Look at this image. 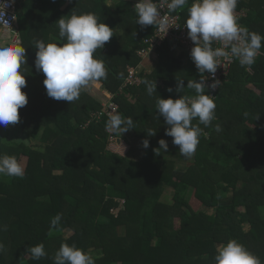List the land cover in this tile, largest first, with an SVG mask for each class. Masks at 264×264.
I'll return each instance as SVG.
<instances>
[{
    "label": "trees",
    "instance_id": "1",
    "mask_svg": "<svg viewBox=\"0 0 264 264\" xmlns=\"http://www.w3.org/2000/svg\"><path fill=\"white\" fill-rule=\"evenodd\" d=\"M14 2V32L26 48L21 71L27 83L21 90L28 103L18 110L19 123L8 126L16 127L25 140H10L2 133L8 126L0 125V154L18 161L25 157L26 166L23 178L0 176V225H7V231H0L6 249L0 264H54L62 243L90 252L95 264H215L217 246L232 239L264 264V55L250 66L252 73L238 60L230 66L216 91V118L208 127L193 121L202 133L195 155L187 159L165 135L168 125L156 110V100L195 95L186 88L187 81L199 82L201 75L190 53L166 42L151 53L154 68L139 73L140 84L124 86L127 67L144 62L137 51L154 33L152 25L136 24L131 0ZM191 3L177 10L182 24ZM240 9L246 17L239 24L264 36V0H239ZM89 12L114 34L94 56L107 69V78L97 82L113 96L118 113L133 118L135 129L121 137L105 131V114L93 116L103 110L99 100L86 91L72 103L50 98L45 75L35 68L34 41L63 44L58 20ZM181 79L185 89L178 93ZM145 80L156 82L152 96ZM149 129L156 135L147 136ZM110 137L133 141L126 156L106 155ZM160 139L168 143L166 152L154 151ZM191 187L210 213L195 212L185 202ZM170 193L171 202L162 201ZM115 210L116 216L108 217ZM58 213L62 231L50 234V220ZM66 232H71L67 238ZM41 243L47 256L34 260L26 250Z\"/></svg>",
    "mask_w": 264,
    "mask_h": 264
},
{
    "label": "clouds",
    "instance_id": "2",
    "mask_svg": "<svg viewBox=\"0 0 264 264\" xmlns=\"http://www.w3.org/2000/svg\"><path fill=\"white\" fill-rule=\"evenodd\" d=\"M189 0H163L157 4L154 0H138L134 11L136 24L142 28L154 25L165 31L169 16L162 15L161 8L166 4L168 13H174L184 8ZM239 0H192L188 7V16L184 27L188 29V37L194 44L190 55L201 78L198 81L188 79L187 89L194 90V96L181 95L178 99L171 97L156 100V110L164 118L168 127L165 135L173 138L172 143L179 146L181 156L191 159L197 150L202 129L194 125L208 127L216 118L214 96L206 94V88L215 90L221 84L215 74L222 65L221 58L238 60L239 64L252 66L261 48L264 36L250 32L239 24L236 8ZM0 5L7 6V0H0ZM59 37L63 44L45 43L42 40L34 41L35 68L45 75L43 84L50 98L57 101L72 103L80 98L81 92L86 91L93 83L107 78V69L103 60L95 58L97 49H103L106 42L113 37L112 28L98 21L94 13L72 14L58 20ZM164 35V36H165ZM217 43L219 47H213ZM26 63V48L13 44L0 45V125L8 126L20 121L19 109L28 103V97L21 89L26 87V79L21 66ZM210 74L212 83L206 84ZM147 94L156 93V82L145 80ZM185 89L184 80H177L176 92L182 93ZM167 91L172 92V88ZM111 95V94H109ZM103 104V103H102ZM247 116V113H245ZM135 129L132 117L125 118L118 112H109L105 124V131L109 134H118ZM217 132L221 126H215ZM156 132L149 129L147 136H155ZM159 149L167 151L168 143L164 139L158 141ZM143 148L149 147V141H142ZM25 175V167L15 156L0 154V176L19 177ZM120 200L117 201L120 203ZM124 201V200H123ZM124 204V203H123ZM62 214H57L50 220L49 232L62 231ZM0 231H7V225H0ZM5 245L0 242V254L5 252ZM31 258L38 260L47 256L44 245L37 244L26 250ZM54 264H95L90 252L62 243L53 257ZM215 264H261L260 259L248 251L243 244L235 239L217 247L214 256Z\"/></svg>",
    "mask_w": 264,
    "mask_h": 264
},
{
    "label": "built area",
    "instance_id": "3",
    "mask_svg": "<svg viewBox=\"0 0 264 264\" xmlns=\"http://www.w3.org/2000/svg\"><path fill=\"white\" fill-rule=\"evenodd\" d=\"M133 7L138 2V0H131ZM157 4L163 3V0H154ZM236 15L241 18H245V12L243 10H237L236 8ZM162 15L169 16L168 20V26L170 28L168 29L166 35L165 31L161 30V28L157 26H153L154 33L151 37L143 40V47L137 51V56L140 57L143 60H146L149 55L152 52H155L158 48L162 47L166 42H171L175 49H180L184 51L185 53H190L192 47H194L193 42L188 37V29L184 27L185 24H182L181 22V15L180 11H176L174 13H168L166 4L161 8ZM239 21V20H238ZM17 22V15H16V5L14 0H7V6L4 8L3 5H0V34L3 33H9L12 35L15 34V25ZM165 35V36H164ZM220 45L217 43L213 44V47H219ZM236 59H224L221 58L222 65L218 67L217 72L215 74V78L221 79L223 77H226L229 72L230 66L235 63ZM143 63V62H142ZM138 67H140L142 65ZM138 67H127V76L124 80V86H138L140 84V78H139V72H137ZM205 77H209L206 80V84H211L213 81L210 78V74L205 73ZM211 88H206L208 90L209 94L214 96V100H216V91ZM113 96L109 95L107 97V102L102 104L103 110L101 112H97L93 114L94 117L97 116V119L100 118V116L105 114L108 117L109 112H118L117 105L112 101ZM120 203L123 204L124 201L120 200Z\"/></svg>",
    "mask_w": 264,
    "mask_h": 264
},
{
    "label": "rangeland",
    "instance_id": "4",
    "mask_svg": "<svg viewBox=\"0 0 264 264\" xmlns=\"http://www.w3.org/2000/svg\"><path fill=\"white\" fill-rule=\"evenodd\" d=\"M109 5H112V3L109 1L108 2ZM17 32V27H15L14 29ZM17 42V43H16ZM13 44H18V38L17 35H12L9 33H3L0 34V45H4V46H11ZM154 56L153 54H150L149 57L144 60V62L142 63V65L140 67L137 68V72H142L143 70L147 71H143L145 73H150L153 68H154ZM250 87V86H249ZM86 94H88L89 97H93L97 100H99L101 103H105L107 102V97L109 96V94L104 90V88L101 86L100 83L95 82L93 83L87 90H86ZM4 135H8V138L10 140H14V141H24L25 140V136H23L21 133H19V131L16 129V127L14 128L13 126H8L6 129L4 128L3 132ZM125 136V135H124ZM130 139L128 138L126 141L121 138H116V137H110L108 144H107V148H106V155L109 156L112 159H121L124 156H126V154L129 151L130 146L128 145V142L132 143L133 141H129ZM132 140V139H131ZM129 143V144H130ZM134 146L136 144H133ZM19 162L23 164V166H26V158L25 157H20ZM167 196V197H165ZM162 201H170L171 202V193L168 195H164L162 198ZM184 200L185 202L188 204V206L195 212H206L208 211L205 207H203L201 205V203L195 198L194 196V189L191 187L189 189H187V191L184 194ZM211 211L209 210L208 213H210ZM102 214H105V212H103ZM110 216H112L113 218L116 216V210L113 212L109 213ZM106 219V218H104ZM109 219V218H107ZM106 219V220H107ZM175 228L178 227V223L176 222L174 225ZM247 229H245V231H247ZM71 235V232H66L64 234V237L67 238ZM218 247V246H217Z\"/></svg>",
    "mask_w": 264,
    "mask_h": 264
},
{
    "label": "crops",
    "instance_id": "5",
    "mask_svg": "<svg viewBox=\"0 0 264 264\" xmlns=\"http://www.w3.org/2000/svg\"><path fill=\"white\" fill-rule=\"evenodd\" d=\"M61 9H62V8H61ZM243 11L245 12V15H246V11H245L244 9H243ZM178 54H179L178 52L175 53V54H174L175 57H176ZM259 56H260V55H258V56L256 57V59L259 58ZM246 71H247L248 73H252V69H251V67H248V66H247ZM220 85H221V84H220ZM206 94H209L208 90H206Z\"/></svg>",
    "mask_w": 264,
    "mask_h": 264
}]
</instances>
